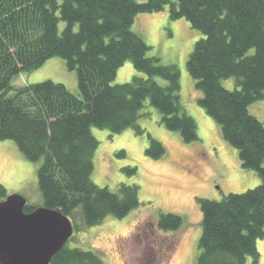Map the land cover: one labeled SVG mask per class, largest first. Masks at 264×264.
Listing matches in <instances>:
<instances>
[{
    "label": "trees",
    "instance_id": "obj_1",
    "mask_svg": "<svg viewBox=\"0 0 264 264\" xmlns=\"http://www.w3.org/2000/svg\"><path fill=\"white\" fill-rule=\"evenodd\" d=\"M164 9L171 20L184 18L202 34L186 61L201 92L197 103L217 123L223 140L238 150L241 167L262 179L219 201L197 198L202 218L195 264H246L247 256L257 263L256 240L264 239V123L248 105L264 97V0H0V140H13L27 159L41 160L37 177L43 206L60 209L73 230L79 229L72 221L77 208L88 226L135 209L138 185L120 183L111 191L91 180L98 145L91 127L110 133L132 127L141 133L138 118L148 100L182 141L198 140L196 123L180 101L178 67L147 56L149 45L131 30L138 13ZM59 20L66 24L61 31ZM55 56L75 71L78 96L52 80L8 94L14 76ZM125 61L146 77L112 84ZM227 77L235 78L236 88L222 86ZM163 153L161 142L149 136L145 154L156 159ZM125 170L135 174L136 167ZM6 195L0 184V199ZM180 225L176 213L161 212L157 220L162 230ZM49 264L103 261L92 251L64 245Z\"/></svg>",
    "mask_w": 264,
    "mask_h": 264
},
{
    "label": "rangeland",
    "instance_id": "obj_2",
    "mask_svg": "<svg viewBox=\"0 0 264 264\" xmlns=\"http://www.w3.org/2000/svg\"><path fill=\"white\" fill-rule=\"evenodd\" d=\"M65 25L59 20V31ZM131 30L149 45L147 56L178 67L180 101L196 123L198 140L182 141L177 131L161 122L159 112L148 100L138 118L141 133L132 127L110 133L92 126L91 133L98 145L93 152L91 180L111 191L120 183L138 185L139 205L124 217L109 214L92 226L83 223L77 208L72 221L79 229L73 230L65 245L92 251L103 264H195L202 218L197 198L219 201L228 193H241L259 185L262 179L253 170L241 167L238 150L223 140L217 123L197 103L201 92L195 88L186 61L202 34L184 18L171 20L167 9L138 13ZM133 75L146 77L130 61H125L118 67L112 84L127 82ZM155 79L166 85L162 78ZM44 80L63 83L71 93L79 95L75 71L68 69L65 60L58 56L33 71L14 76L8 94L16 87ZM221 84L226 89L237 87L234 77L221 79ZM248 111L264 123V97L251 102ZM148 135L163 145L160 158L145 154ZM40 163L41 160L27 159L15 141L0 140V184L7 195L19 194L29 206H43L37 177ZM128 166L136 167L135 174H128ZM161 212L178 214L181 225L173 230L159 229L157 220ZM256 248L258 262L253 263L247 256L246 264H264V239L256 240Z\"/></svg>",
    "mask_w": 264,
    "mask_h": 264
},
{
    "label": "water",
    "instance_id": "obj_3",
    "mask_svg": "<svg viewBox=\"0 0 264 264\" xmlns=\"http://www.w3.org/2000/svg\"><path fill=\"white\" fill-rule=\"evenodd\" d=\"M19 194L0 200V264H49L73 232L70 219L58 208L24 211Z\"/></svg>",
    "mask_w": 264,
    "mask_h": 264
}]
</instances>
